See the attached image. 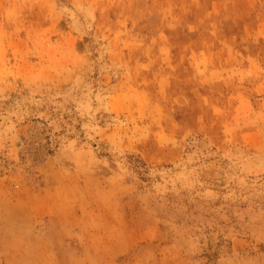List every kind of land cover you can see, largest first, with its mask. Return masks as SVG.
Returning a JSON list of instances; mask_svg holds the SVG:
<instances>
[{"label": "rangeland", "instance_id": "obj_1", "mask_svg": "<svg viewBox=\"0 0 264 264\" xmlns=\"http://www.w3.org/2000/svg\"><path fill=\"white\" fill-rule=\"evenodd\" d=\"M0 264H264V0H0Z\"/></svg>", "mask_w": 264, "mask_h": 264}]
</instances>
